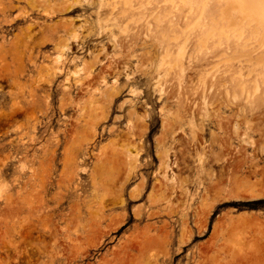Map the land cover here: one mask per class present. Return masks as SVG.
Returning <instances> with one entry per match:
<instances>
[{
	"label": "rangeland",
	"instance_id": "obj_1",
	"mask_svg": "<svg viewBox=\"0 0 264 264\" xmlns=\"http://www.w3.org/2000/svg\"><path fill=\"white\" fill-rule=\"evenodd\" d=\"M180 1L0 0V264H264V49Z\"/></svg>",
	"mask_w": 264,
	"mask_h": 264
},
{
	"label": "bare ground",
	"instance_id": "obj_2",
	"mask_svg": "<svg viewBox=\"0 0 264 264\" xmlns=\"http://www.w3.org/2000/svg\"><path fill=\"white\" fill-rule=\"evenodd\" d=\"M180 2L183 3V6L185 4V7H186V5L191 6V7L195 8L196 11L199 10L203 13L205 12L206 14L204 13L205 15L202 17H205L206 15H208L209 21L210 20L211 21L209 22L207 20V22H209V23L202 21V28H205L206 30L211 29L212 31H213V29L217 30L219 35H217V36L214 35L216 37L217 43L218 42L221 43L222 37H224L225 39H228V41H229V39H231V40L233 39L232 42L234 44L233 45L230 44L233 47H235L238 44L241 45L242 43H244L246 40H244V42L241 43L242 39H244V38L242 36H240V33L239 34L237 33V32H239V30L238 31L236 30L237 31V32L235 31L236 33L231 32L230 30L229 31L231 33L226 32L228 30L226 26H228V25L230 26V24H232V23L234 24V23L241 22L242 26L247 27V32L244 29L245 30L244 33L246 32L248 39L253 38L252 39L253 41L251 40V42H246L245 44H243V45L249 46V44L252 43L247 49H244V50H247V52L248 51L249 52L250 51L255 52L257 50L259 51L258 48L263 47L262 49H264V9H261V7L258 4V0H181ZM171 3H173V2H171ZM199 14H200V12H199ZM233 14H235L234 17L238 16L240 19L238 21H236L237 19L234 20V18H232ZM199 19L201 20V18H199ZM218 23H219V25H218ZM236 28L238 29V27H236ZM240 30H242V28H240ZM242 32H243V30H242ZM209 33L211 34V32H209ZM216 33H214V34H216ZM208 34H206V32H205V35H208ZM243 36H244V34H243ZM253 42H255V43H253ZM260 46H262V47H260ZM243 47H245V46H243ZM260 51H262L263 52L262 54L264 55V50L260 49ZM257 56H259V55H257ZM263 60H264V58H263ZM258 117L260 120L258 119ZM258 117H257V120H259V122L262 123L264 121V116L261 118H260V116H258ZM258 165H259L258 162L253 163L252 166H254V168L252 170H250V172L255 176L258 174L262 175L264 173V165H262V166H258ZM263 194H264V192H256V193L250 192L248 197L252 198V197H256V196H263ZM235 196L237 198L241 195L236 194Z\"/></svg>",
	"mask_w": 264,
	"mask_h": 264
},
{
	"label": "snow or ice",
	"instance_id": "obj_3",
	"mask_svg": "<svg viewBox=\"0 0 264 264\" xmlns=\"http://www.w3.org/2000/svg\"><path fill=\"white\" fill-rule=\"evenodd\" d=\"M258 4L261 7V9H264V0H258Z\"/></svg>",
	"mask_w": 264,
	"mask_h": 264
}]
</instances>
